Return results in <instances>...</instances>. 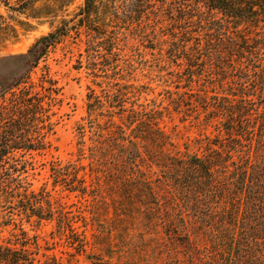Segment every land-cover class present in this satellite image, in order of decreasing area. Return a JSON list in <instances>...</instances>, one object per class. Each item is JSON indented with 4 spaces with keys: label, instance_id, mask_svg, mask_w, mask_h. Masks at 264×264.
Instances as JSON below:
<instances>
[{
    "label": "rangeland",
    "instance_id": "1",
    "mask_svg": "<svg viewBox=\"0 0 264 264\" xmlns=\"http://www.w3.org/2000/svg\"><path fill=\"white\" fill-rule=\"evenodd\" d=\"M34 1L41 9L57 0ZM117 1L122 19L111 18L90 39L79 23L85 0L41 19L16 0H0V106L28 89L46 109L21 140L46 150L9 154L1 174L20 177L39 196L48 192L54 212L49 221L30 218L19 208L26 188L9 200L0 192V248L25 247L40 264H171L178 257L158 226L162 174L151 153L160 148L150 123L173 145L163 148L161 161L170 153L203 158L217 150L226 137L220 106L239 93L240 67H247L234 46H246V35L253 44L264 32V15L246 30L211 24L207 14L181 20L159 2ZM65 25L69 33L37 60L30 51ZM89 40L97 43L89 48ZM130 154L138 156L132 164ZM75 169L80 183H73Z\"/></svg>",
    "mask_w": 264,
    "mask_h": 264
},
{
    "label": "trees",
    "instance_id": "2",
    "mask_svg": "<svg viewBox=\"0 0 264 264\" xmlns=\"http://www.w3.org/2000/svg\"><path fill=\"white\" fill-rule=\"evenodd\" d=\"M4 1L10 4V0ZM16 1L20 9L31 10L32 16L35 15L32 17L34 19L47 18V15L64 11L65 6L71 4V0H57L56 3H46L44 7L37 9L34 0ZM140 2L148 5L159 2L164 7L171 6L182 16L181 20L190 22L195 18L194 13L207 14L209 23L220 27L233 24L236 29L241 26H247L246 30L258 27L261 16L264 15V0ZM143 9L144 5H141L140 10ZM39 10V14L44 17L34 14ZM119 10L117 0H85L79 23L89 33L101 35L100 31H106L111 18L119 21L122 19ZM172 13L174 15L173 11ZM131 19L135 21L134 17ZM68 33L69 28L65 25L43 37L30 53L39 60L45 56L47 49ZM91 37L92 33L90 39ZM249 37L250 35H246L242 39L246 46H241L240 43L237 47L234 46L233 55H241V63L246 62L247 67H240L242 77L238 85L239 93L233 95L234 99L225 98L228 105L220 106L221 112L227 117L225 122H221V133L224 132L226 137L218 141L220 143L217 150H210L211 153L203 158H179L170 153L161 161L163 148L173 145L168 143L167 137L160 135L158 124L150 123L151 141L155 142V147L160 148L159 153H151V162L162 174L157 179L158 188L163 191L162 204L158 209V226L162 227L166 240L172 246L171 254L178 256L171 264H264V72L261 71L264 67V32L256 34L253 44H250L252 39ZM96 43L89 40V48ZM20 85H14V89ZM248 88L252 91L248 92ZM45 112V103L28 89L15 93L10 105L0 106V126L9 123L8 126L0 127V192L9 200L19 197L16 190L26 188L19 208L30 218L36 216L39 221L54 218L51 195L44 191L40 197L35 191L29 192L20 177H15L14 174L2 175L1 171L8 169L9 162L5 161V157L9 154L21 150H46L44 145H27L21 142L26 129L32 128L36 122H43ZM135 138L145 140L144 137ZM129 157L133 158L129 162L131 164L138 158L132 154ZM9 169H13L11 165ZM79 173L80 170L75 169L73 183L81 182ZM72 189L77 191L78 187ZM80 191L86 192L84 189ZM67 220L68 226L75 232L70 226V220ZM79 242L82 248L84 242ZM37 263L40 264V261L25 247L20 250L0 248V264Z\"/></svg>",
    "mask_w": 264,
    "mask_h": 264
}]
</instances>
